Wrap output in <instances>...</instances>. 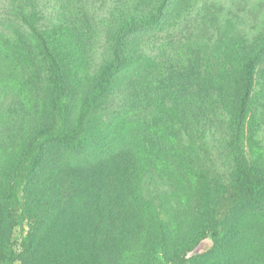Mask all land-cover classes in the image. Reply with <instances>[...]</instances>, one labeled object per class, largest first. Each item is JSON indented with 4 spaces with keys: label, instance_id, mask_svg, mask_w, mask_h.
I'll list each match as a JSON object with an SVG mask.
<instances>
[{
    "label": "rangeland",
    "instance_id": "rangeland-1",
    "mask_svg": "<svg viewBox=\"0 0 264 264\" xmlns=\"http://www.w3.org/2000/svg\"><path fill=\"white\" fill-rule=\"evenodd\" d=\"M23 1L40 31L63 26L72 34L92 76L112 56L119 11L157 2ZM239 38L250 44L264 40V0H170L158 27L132 34L140 57L115 78L82 142L73 149L49 145L39 170L21 190L26 209L46 221L40 232L57 211L71 216L94 210L97 188L102 199L108 197L107 210L148 214L144 233L151 240L140 264H168L167 257L198 227L237 157L264 172V72L259 71L264 59L241 122L220 102L218 74L226 49ZM202 76L207 106L201 101ZM47 78L46 62L13 0H0V209L3 188L28 136L51 121ZM73 92L68 90L67 102L74 115L80 93ZM158 232H164L161 249L152 238ZM20 233L13 227L11 239ZM222 237V249L203 264H264V196L237 208ZM203 244L210 240L195 251Z\"/></svg>",
    "mask_w": 264,
    "mask_h": 264
},
{
    "label": "trees",
    "instance_id": "trees-1",
    "mask_svg": "<svg viewBox=\"0 0 264 264\" xmlns=\"http://www.w3.org/2000/svg\"><path fill=\"white\" fill-rule=\"evenodd\" d=\"M13 2L17 16L31 32L38 55L46 62V90L52 118L48 125L30 133L3 188L0 264H140L151 240L144 233L149 226L145 210H107L108 197L102 199L96 188L92 193L94 210L79 214L70 212L71 216L65 210L57 211L40 232L45 219L42 214L32 215L26 209L21 190L39 170L49 145L73 149L82 142L115 78L140 57L136 42L130 40L132 34L158 27L170 0H157L151 8L119 11V23L111 32L112 56L96 76L90 75L83 66L82 53L65 27L42 32L27 16L24 1ZM263 59L264 40L250 44L239 38L225 51L217 85L220 102L236 122H241L248 113L256 85V70ZM259 71L262 73L264 69ZM199 85L202 87L201 101L207 106L208 99L203 96V91L207 90L205 76L201 77ZM70 89L80 93L74 115L67 102ZM205 106H201V110ZM194 131L203 133L198 127ZM263 196L264 172L254 169L243 157H237L233 171L218 189L206 214L200 217L198 227L167 257L168 264H203L216 255L223 247L222 229L227 219L237 208L251 205ZM25 223L28 230L24 229ZM15 226L20 227L19 239H11ZM156 235L152 237L156 240L154 245L161 249L164 232ZM138 237H143L142 245L138 244ZM205 240H210V244H203L202 250L196 252ZM137 248L139 252H135Z\"/></svg>",
    "mask_w": 264,
    "mask_h": 264
}]
</instances>
